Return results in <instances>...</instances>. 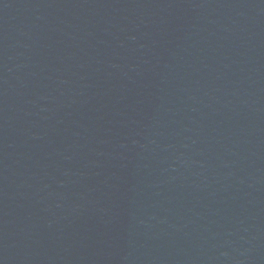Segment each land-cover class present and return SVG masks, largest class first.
<instances>
[{"label":"water","instance_id":"water-1","mask_svg":"<svg viewBox=\"0 0 264 264\" xmlns=\"http://www.w3.org/2000/svg\"><path fill=\"white\" fill-rule=\"evenodd\" d=\"M0 264H264V0H0Z\"/></svg>","mask_w":264,"mask_h":264}]
</instances>
